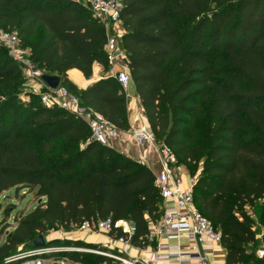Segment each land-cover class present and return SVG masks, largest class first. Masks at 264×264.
<instances>
[{
    "label": "trees",
    "instance_id": "16d2710c",
    "mask_svg": "<svg viewBox=\"0 0 264 264\" xmlns=\"http://www.w3.org/2000/svg\"><path fill=\"white\" fill-rule=\"evenodd\" d=\"M124 3L122 45L149 127L195 179L196 206L221 232L225 264H264V231L259 237L250 213L264 227V0ZM0 28L17 31L31 60L60 76L82 106L129 129L128 97L117 79L83 89L67 75L76 68L89 78L95 62L108 70L105 27L88 7L77 0H0ZM220 54L227 59L222 67L213 62ZM23 81L19 63L0 45V196L30 187L45 200L0 245V264H20V247L37 249L35 240L51 229L107 217L132 221L133 243L149 245V223L163 213L155 173L94 140L77 114L47 108L41 95L36 103L19 101ZM89 245L96 246L62 244ZM48 255L75 264L113 261L74 250Z\"/></svg>",
    "mask_w": 264,
    "mask_h": 264
},
{
    "label": "built area",
    "instance_id": "2783aa9c",
    "mask_svg": "<svg viewBox=\"0 0 264 264\" xmlns=\"http://www.w3.org/2000/svg\"><path fill=\"white\" fill-rule=\"evenodd\" d=\"M124 2L125 0L83 1L94 17L105 27L107 37L105 50L108 63L106 77L117 79L128 95L133 82L129 70L130 58L122 45V34L118 30L119 27H123ZM0 45L7 48L17 61L20 60L23 64L30 62L24 59L27 49L22 47L17 31L0 28ZM42 74L40 70H34V75L40 79ZM44 85L45 90L41 94L42 103L47 108L59 107L77 114L88 123L94 140L114 147L122 135L127 134L135 140L142 152H145L149 146L153 147L158 152L162 164V170L156 174V185L162 197L163 213L160 219L149 223L148 239L151 247L146 253L128 255L136 246L133 243L136 227L130 220H114L112 217L86 220L77 229L107 234L112 241L111 244L120 245V250L117 252L104 253L81 246H61L56 247L55 250L95 252L120 261L122 264L164 262L210 264L205 244L209 241L221 243L222 235L212 221L197 208L193 191L195 179L193 178L190 184L185 183L178 170L179 167L177 168L178 158L174 151L167 144L157 141L151 128L138 119L130 121L129 129L121 130L102 114L83 107L79 97L62 83L57 88H49L45 83ZM148 160L146 154L142 153L138 161L148 165ZM182 238L188 240L186 245L181 242ZM51 252H55L54 249L46 246L22 253L15 259L27 257L22 264H46L44 255ZM259 256L264 257V247L259 251ZM56 263L65 264L63 260Z\"/></svg>",
    "mask_w": 264,
    "mask_h": 264
},
{
    "label": "rangeland",
    "instance_id": "374dc122",
    "mask_svg": "<svg viewBox=\"0 0 264 264\" xmlns=\"http://www.w3.org/2000/svg\"><path fill=\"white\" fill-rule=\"evenodd\" d=\"M83 1L84 0H79V3H82L84 5ZM26 49H27V53L24 55V59H27L30 62L28 64H23L22 62H20V60L18 61L16 59L15 60L19 63L22 73H23V77H24V81L21 85L18 98H19V101L28 104L33 99L35 103L39 102L40 95L42 94L43 89L45 88V85L42 82V80L38 76L34 75V70H40L43 74L46 72L42 68H40L35 62L31 60L30 50L29 48H26ZM213 62L218 67H222L227 64V59L224 54H220L218 58L213 60ZM131 92H132L131 89H129L130 94ZM2 100H3V96L0 94V101ZM203 107L205 110V115L201 122L202 127L207 122V115H206L207 105L204 104ZM44 204H45V200L37 194L36 190H32L30 187H24L21 189L11 188L8 191H5L0 196V245L6 241L9 233L15 229L19 220L24 215L34 210L37 206L44 205ZM250 213L253 215V218L255 219L256 228L259 230V233H261L264 230V227L258 224L257 217H256L257 215L255 213V210H250ZM68 232H71V234L76 235V236H81L82 239H79V240L86 241L87 243H89V241L87 240H91V239L94 240L95 238H97V236L98 237L101 236L100 233L98 232L85 231V230H79V229H71V230L51 229L46 234H44L45 241H47V243L48 242L52 243L53 241L60 240V244L55 245V246L54 245L47 246V247H52V249H54V251L58 253L63 252V251H58L55 249L56 247H61L64 240H71V241L78 240V239L77 240L73 239L76 236H71L72 238H66L67 237L66 235ZM110 242L112 241L110 240ZM94 245L96 246L89 245V247H86V248L94 249L96 251H102L104 253L117 252L116 249H113V248L110 249L104 246L103 243L94 244ZM23 247L24 246H21L20 249H21V252L25 253L24 251H27V250L26 249L22 250ZM51 253H48V254H51ZM86 253L98 254L95 252H87V251ZM44 257L46 259V264H55L56 262L60 260H63L65 264H75L71 259H65L60 255L59 256L58 255L57 256L48 255ZM22 259L24 260V258ZM22 263L23 261L20 264ZM110 264H122V262L113 260Z\"/></svg>",
    "mask_w": 264,
    "mask_h": 264
},
{
    "label": "crops",
    "instance_id": "0c3cea01",
    "mask_svg": "<svg viewBox=\"0 0 264 264\" xmlns=\"http://www.w3.org/2000/svg\"><path fill=\"white\" fill-rule=\"evenodd\" d=\"M118 30L119 32L121 31L123 36V34L125 33L124 27H119ZM107 72L108 70L105 71L100 63L95 62L93 65V73L89 78H87L79 69L76 68L68 70L67 75L69 79L72 80L79 88L85 89L96 80L106 77ZM129 89H131L132 91L131 94L128 92L127 95L129 121L138 119L141 123L149 126L148 120L144 113L142 101L137 94L136 86L133 82L131 83ZM114 148L137 161L139 160L141 154L144 153L149 159L148 160L149 164L146 166H148L155 173V175L162 170V164L159 160L158 152L155 151L154 148L151 146H149L145 152H142V149L136 145L135 140L130 136H128L127 134L122 135V137L114 144ZM178 167H179L178 170L180 171L185 183L190 184L193 178L190 176L187 168L183 165H178L177 168ZM262 232L260 233V235H262ZM100 235L101 236L99 237L97 236V238H95L94 240L91 239L87 241H89V243L91 244L103 243L104 246L110 249L115 248L117 251L120 250V246H118L117 244H111L109 236L107 234L100 233ZM66 236H67L66 238H72L71 236H76V235H73L71 234V232H68ZM73 239L79 240L82 238L81 236H76ZM181 242L186 245L188 240L186 238H182ZM150 247H151L150 244L145 247L136 245L133 247V249L130 251V254L128 255L135 256L140 252L146 253ZM205 247H206V254L209 257L210 264H225L226 250L221 243H215L209 241L205 244ZM158 264H185V263L164 262Z\"/></svg>",
    "mask_w": 264,
    "mask_h": 264
},
{
    "label": "water",
    "instance_id": "95a60500",
    "mask_svg": "<svg viewBox=\"0 0 264 264\" xmlns=\"http://www.w3.org/2000/svg\"><path fill=\"white\" fill-rule=\"evenodd\" d=\"M41 80L48 86L49 88H57L61 84V77L58 75H51L44 73L41 75ZM35 247L36 248H43L46 247L47 241H45V238L43 235H40L35 240ZM57 264V263H55Z\"/></svg>",
    "mask_w": 264,
    "mask_h": 264
}]
</instances>
